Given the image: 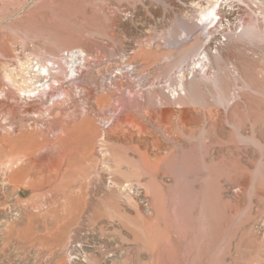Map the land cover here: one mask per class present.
I'll return each instance as SVG.
<instances>
[{
	"label": "rangeland",
	"instance_id": "374dc122",
	"mask_svg": "<svg viewBox=\"0 0 264 264\" xmlns=\"http://www.w3.org/2000/svg\"><path fill=\"white\" fill-rule=\"evenodd\" d=\"M197 17V10L176 12L163 0H0V45L13 44L15 53L33 57L43 51L37 42L50 43L53 35L99 49L98 58L65 87L81 96L91 88L93 98L81 102V108L101 110L93 123L103 134L122 114L116 97L108 106V86L122 82L129 99L154 90L168 94V84L181 70L193 68L203 46L211 39L212 47L218 38L224 41L222 27H215L219 18L202 22ZM240 17L233 37L244 32L239 26L247 15ZM169 23L177 25L175 41L190 39H185L183 23L200 35L201 45L175 56L181 60L166 59ZM240 39L256 91L242 84L231 59L220 65L228 76L226 94L217 103L209 98L213 113L197 107L194 123L176 128L175 121H151L146 110L136 107L132 115L142 128L127 125L106 140L102 169L94 167L95 157L74 147L65 173L30 163L29 172L14 181L0 171V264H264V60L259 51L264 39ZM6 60L0 55V61ZM210 71L208 76L217 73ZM28 97L39 108L50 105L45 98L36 99V93ZM234 101L240 106L231 107ZM27 124L30 129L31 121ZM182 136H191L197 145V166L186 172L164 166L176 153L174 140ZM34 140L42 142L38 135ZM145 154L154 162L161 159V168H139ZM188 194H197L198 200L193 213L197 253L189 251L193 237L187 232L178 230V235L175 226L168 230L169 201ZM206 201L214 214L202 207ZM208 219L211 225L201 228Z\"/></svg>",
	"mask_w": 264,
	"mask_h": 264
},
{
	"label": "bare ground",
	"instance_id": "6f19581e",
	"mask_svg": "<svg viewBox=\"0 0 264 264\" xmlns=\"http://www.w3.org/2000/svg\"><path fill=\"white\" fill-rule=\"evenodd\" d=\"M163 2L173 7L176 12H186L187 9L197 10L199 14L197 18L202 22L208 20L212 22L213 19L219 18L215 27L218 25L220 28L222 27L220 33L224 41L216 38L218 44L216 43L212 47L211 39L209 44L201 46L202 51L192 64L193 68L181 70L179 77L168 84L166 88L168 94L154 90L141 97L129 99L124 95L125 85L122 82H115L108 86L104 96L108 98V106L116 97L122 114L113 120L109 128L103 131V134L97 132L93 123L94 118L101 115V110L97 106L91 107L90 112L81 108V102H89L93 98L91 88L83 87V96H81L80 92L75 91L73 87H65V85L78 80L90 61L98 58L99 49L92 48L83 42L76 44L60 40L54 38L53 35H50L49 39L52 45L44 41L45 45L37 42L38 47L43 51L33 54V57L31 54L24 57L15 53V49L12 48L15 47L13 44H10L11 46L0 45V55L7 59L0 61V171L7 174L8 179L15 181L20 176L26 175L29 172L26 167L30 163H33L37 169L45 167L65 173L75 157L74 147L84 149L90 158L95 157V159L93 158L94 167L102 169L105 161L102 158L101 149L104 148L106 140L111 139L124 126H138L132 115L136 107L146 110L151 121L157 120L161 124L175 121L176 128L180 125L194 123L196 116L198 118L199 115L197 107L202 109L205 114L213 113V103L209 98L217 103L225 97L226 77L228 76L227 73L222 75L220 65L228 63L231 59H234L233 62L231 61L233 69L242 84L256 91L255 84L250 80L249 75L251 64L249 66L246 56H243L245 55L243 52L245 45L241 43L242 39L240 38L247 36L258 40L264 39V0H163ZM181 3L182 5L185 3L187 7L181 6ZM165 12L169 15L172 11L167 9ZM242 14L247 15L246 18L241 19L242 23L239 26L245 28L244 32L233 37L230 33L234 31V26L237 25ZM184 24H182L183 33H185V39L190 38L188 41H175L177 25L168 24L167 38H165L166 59L181 60V58L175 59V56L177 54L182 56L195 44L201 45L200 35ZM247 27L252 30L246 31ZM245 50L250 51L246 48ZM259 51L264 57V48ZM63 52H66L67 56H64ZM196 66L202 71L201 73L198 72ZM210 70H216L217 73L214 71L211 76H208ZM55 92H59L58 95H55ZM258 92H261V89ZM34 93H36V99L45 98L43 99L45 100L44 104L50 102V105H45L47 107L44 108L40 105L41 108H39L37 105L31 104L34 103V100L32 101L28 96ZM128 93H131L130 89H128ZM28 99L29 103H26L25 101ZM241 99L247 103L243 95H241ZM23 103L25 107L23 106L22 109ZM230 106L235 108L240 106V103L234 101ZM217 112L220 113V110ZM31 114L36 116L28 120L25 119V116ZM29 121H31L30 129H26ZM37 135L42 138L41 143L34 140ZM50 138L53 140L50 141ZM190 139L191 136L187 138L182 136V138H178L177 142L174 140L173 150L176 153L172 155L171 161L164 165L166 168L173 171L180 169L186 172L194 164L197 166V145L191 143ZM94 143L98 145L97 148L94 147ZM42 151L43 154L36 157ZM160 163L161 159L154 162L146 154L141 155L137 162L139 168L145 170L159 169L161 168ZM14 181L9 180V182ZM170 202L172 222L169 225L171 227L168 226V230H172L171 228L175 226L177 231L187 232L185 235L193 237L189 251L194 250L197 253V218H193V213L197 211V194H188L185 197L176 196L174 201ZM203 205L202 207L206 208L207 212L210 211L211 215L214 214L215 210L209 201L204 202ZM211 223V219H208V222L201 228L209 227ZM180 231H178V235L181 234ZM183 250L184 253H188L187 249ZM113 255L109 257H113ZM195 255L193 258L197 260V254ZM189 257L192 260L190 255ZM129 258L124 259L130 263Z\"/></svg>",
	"mask_w": 264,
	"mask_h": 264
}]
</instances>
